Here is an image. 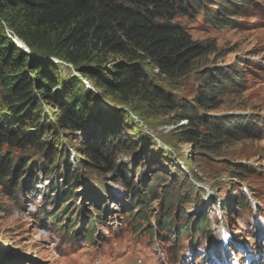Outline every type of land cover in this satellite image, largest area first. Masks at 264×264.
<instances>
[{"label":"trees","instance_id":"obj_1","mask_svg":"<svg viewBox=\"0 0 264 264\" xmlns=\"http://www.w3.org/2000/svg\"><path fill=\"white\" fill-rule=\"evenodd\" d=\"M251 4L262 13L263 3L257 0H0L2 191L18 196L42 168L49 179V198L43 204H52V212L42 207L36 219L48 220L72 247L80 240L95 244V225L105 223L111 202L108 175L126 191L124 223L135 236L163 240L167 249L183 236L190 240L180 246L183 250L205 248L211 239L210 209L198 194L202 190L193 185L202 183L199 172L228 180L236 192L234 212L254 218L256 209L264 216V199H254L249 186V178L257 175L249 160L223 161L227 157L221 155L258 125L214 115L227 90L240 94L241 78L229 66L198 72L199 60L213 50L176 22L200 16L201 23L221 34L236 28ZM7 30L29 53L13 43ZM47 59L58 60L76 75L64 76ZM151 124L168 149L154 140ZM178 144L189 149L187 157ZM69 149L79 154L75 167ZM91 177L100 182L92 183ZM242 185L259 204L256 208ZM87 187L82 195L89 207L75 208L73 201ZM232 200L226 195L218 203L230 225ZM178 250L168 252L172 260L187 259L182 255L189 249Z\"/></svg>","mask_w":264,"mask_h":264},{"label":"rangeland","instance_id":"obj_2","mask_svg":"<svg viewBox=\"0 0 264 264\" xmlns=\"http://www.w3.org/2000/svg\"><path fill=\"white\" fill-rule=\"evenodd\" d=\"M257 2L263 3L262 13L254 12L252 4L249 5L250 8L246 6L244 15L238 19L237 27L225 29L221 34H217V30L209 24L201 23L200 16L197 19L179 18L176 22H179L195 41L213 50L199 60L198 72L213 66H229L241 78L240 94L237 96L232 89L227 90L223 105L214 111V115L246 118L257 123L258 126H254L250 136L233 143L230 150L223 151L225 154L221 155L227 157L222 158L223 161H237L245 157L249 160L247 165L257 173L256 176L249 178L251 193L254 199L261 201L264 199V0H257ZM7 33L20 50L29 53L27 47L17 37L9 30ZM46 61L55 65L62 64L56 59ZM59 66L64 76L76 75L70 67L68 71L65 65ZM237 70L241 72L237 73ZM191 82V80L186 81L187 85ZM84 83L89 90H92L87 82L84 81ZM186 90L184 94H188ZM103 107L108 108L105 104ZM157 121L165 120L158 119ZM141 127L146 134H150L143 125ZM153 127L155 128L151 133L158 134L160 131L158 127L154 125ZM155 134L153 138L157 144L165 150L168 149ZM177 148L184 157L189 155V149L185 145L178 144ZM69 152L70 163L75 167L77 166L75 160L79 158V154L71 149ZM177 154L175 153L174 157ZM119 158L121 162H127L125 157L120 156ZM41 172L42 168L35 171L33 179L30 180L32 181L30 186L28 185L18 196L15 194H12L15 197L8 196L0 188V264H208L210 261L212 264H249L243 260L246 254H249L250 258L260 254L264 259V216L256 209L254 218L248 215L244 217L234 212L236 192L227 186L229 182L224 176L213 180L211 175L204 176L201 172L197 174L202 183L195 182L193 185L197 190H202V193L198 194L210 209L208 216L214 235L205 248H202V245L195 246L196 248L189 246L186 248L189 249L187 252L180 246L187 245L188 236H183L179 244H172L173 247L171 245V248L167 249L166 243L158 240L157 237L149 240L142 233L136 236L132 233L131 226H128L127 222L125 224L121 218L127 213L123 205L127 200L126 191L121 186L122 183L116 182L111 175L105 178V183L111 193V202L108 203L109 211L104 214L105 223L95 225V244H84L83 240H80L75 243L74 247L68 245L58 237V232L52 229L48 220L41 222L36 219L42 207L52 212V204H43L45 199L49 198V179L45 178ZM185 174L190 176L188 170ZM91 182L99 183L100 180L91 177ZM89 189L87 187L82 191L79 200L73 201L75 208L89 207L90 203L82 195L83 192L88 193ZM242 190L248 198L252 197L246 185H242ZM226 195L233 199L230 208L231 225L223 219L219 205ZM214 202L217 206L212 205ZM131 208L134 209V207ZM193 212L197 214L198 208ZM188 214L193 215L192 212ZM213 214L217 216L216 219H213ZM212 221H214L213 224ZM61 224L64 225V223ZM86 225L85 221L83 230ZM231 226L234 228L232 229ZM235 229L238 234L234 231ZM222 234H228L232 241L226 245L219 243V237ZM161 236L162 234H159L158 237ZM166 241L174 242L172 237H168ZM162 244L165 245L166 251L163 250ZM216 246L217 249H215ZM175 247L179 249L178 251L186 250L182 258L187 256V259H182V262L173 261L169 253Z\"/></svg>","mask_w":264,"mask_h":264},{"label":"bare ground","instance_id":"obj_3","mask_svg":"<svg viewBox=\"0 0 264 264\" xmlns=\"http://www.w3.org/2000/svg\"><path fill=\"white\" fill-rule=\"evenodd\" d=\"M248 198V197H247ZM248 200H249V202L251 203V205L255 208L256 207V205H257V203L254 201V199L252 198V197H250L249 196V198H248ZM264 220V219H263ZM221 222L223 221V220H220ZM213 222L214 221H212V224H213ZM222 223H224V221L222 222ZM233 233H234V231H233ZM213 235H214V233H213V228H211V235H210V238L212 239V237H213ZM233 236H235V235H233ZM221 237L222 236H220L219 237V243H221ZM232 241V238L230 237V239L228 240V243L229 242H231ZM229 246V245H228ZM215 249H217V246L215 247ZM254 250V249H253ZM222 253H223V251H221ZM239 255V254H238ZM225 257V256H224ZM232 258H233V256H232ZM243 260H244V262L246 261V262H248L249 264H264V259H263V257L260 255V254H256V257H249V254H246V257H243ZM217 262H219V261H217ZM216 262V263H217ZM209 263H211V261L209 262ZM208 263V264H209ZM212 264V263H211ZM214 264V263H213ZM217 264H219V263H217Z\"/></svg>","mask_w":264,"mask_h":264}]
</instances>
